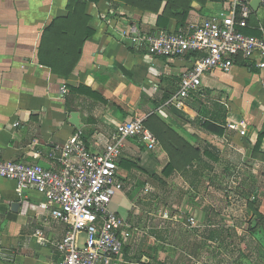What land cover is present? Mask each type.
<instances>
[{
    "label": "crops",
    "instance_id": "0c3cea01",
    "mask_svg": "<svg viewBox=\"0 0 264 264\" xmlns=\"http://www.w3.org/2000/svg\"><path fill=\"white\" fill-rule=\"evenodd\" d=\"M226 8L223 0H0V159L58 169L51 154L75 132L99 153L137 117L159 140L157 151L124 140L123 188L110 203L124 223L117 264H264V68L238 57L206 74L185 107L167 106L195 56H151L116 32L186 30ZM242 29L264 38V3ZM26 196L0 177V264H61L55 242L68 225L28 207L41 200L35 189Z\"/></svg>",
    "mask_w": 264,
    "mask_h": 264
},
{
    "label": "built area",
    "instance_id": "2783aa9c",
    "mask_svg": "<svg viewBox=\"0 0 264 264\" xmlns=\"http://www.w3.org/2000/svg\"><path fill=\"white\" fill-rule=\"evenodd\" d=\"M223 1L227 12L192 22L186 30L147 32L136 24L116 30L122 39L138 47L145 46L151 56L198 55L181 73L179 90L167 101V106L185 107L191 93L201 89L206 74L216 69L228 71L238 57L255 59L258 67L264 68V38L241 31L252 14V0ZM102 19L113 28L111 15L104 13ZM68 92V86L63 84L61 96ZM159 112L167 116L163 109ZM144 120L137 117L120 124L99 153L88 149L81 131L75 132L56 145L51 154L60 164L58 169L0 159V177L14 181L20 197L26 198L29 189H35L41 196L38 203H29L28 207L47 212L68 225L64 237L55 242L64 255L61 264H117L120 260L123 254L120 229L124 223L110 203L115 192L123 188L117 170L124 140L137 137L154 151L160 148L158 138ZM229 127L246 134L245 126L239 123L231 122ZM191 223L195 224L194 219ZM81 233L85 239L80 245Z\"/></svg>",
    "mask_w": 264,
    "mask_h": 264
},
{
    "label": "water",
    "instance_id": "95a60500",
    "mask_svg": "<svg viewBox=\"0 0 264 264\" xmlns=\"http://www.w3.org/2000/svg\"><path fill=\"white\" fill-rule=\"evenodd\" d=\"M260 0H252L251 1V6L254 8V9H257L258 6L260 5ZM79 113L78 112H73L71 113V118H70V121L77 127V128H80L81 125H80V119H79ZM20 204L19 203H15L14 206H19Z\"/></svg>",
    "mask_w": 264,
    "mask_h": 264
},
{
    "label": "trees",
    "instance_id": "16d2710c",
    "mask_svg": "<svg viewBox=\"0 0 264 264\" xmlns=\"http://www.w3.org/2000/svg\"><path fill=\"white\" fill-rule=\"evenodd\" d=\"M90 1H96V2H97L98 0H90ZM184 17H185V16H184ZM164 21H165V22H164ZM166 21H167V20H165L163 17H161V16L159 17V23H160V24L166 23ZM163 25H164V24H163ZM241 31L244 32L243 29H241ZM244 33H246V32H244ZM246 34H248V33H246ZM249 35H250V34H249ZM188 54H189V53H188ZM189 55H192V56H195V57L198 56L196 53H191V54H189ZM145 125H146V121H145ZM146 126H147V125H146ZM263 139H264V129H263V132H261L260 135H259L258 143H261V141H262Z\"/></svg>",
    "mask_w": 264,
    "mask_h": 264
},
{
    "label": "rangeland",
    "instance_id": "374dc122",
    "mask_svg": "<svg viewBox=\"0 0 264 264\" xmlns=\"http://www.w3.org/2000/svg\"><path fill=\"white\" fill-rule=\"evenodd\" d=\"M83 235V234H82ZM81 239V238H80Z\"/></svg>",
    "mask_w": 264,
    "mask_h": 264
}]
</instances>
